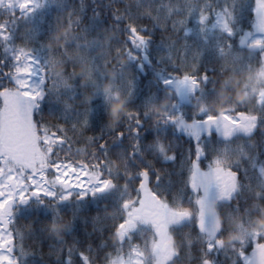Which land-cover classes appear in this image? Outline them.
Returning a JSON list of instances; mask_svg holds the SVG:
<instances>
[{"label": "trees", "instance_id": "obj_1", "mask_svg": "<svg viewBox=\"0 0 264 264\" xmlns=\"http://www.w3.org/2000/svg\"><path fill=\"white\" fill-rule=\"evenodd\" d=\"M37 3L40 6L30 12H21L13 5L8 7L7 3L0 5V24H6L10 34L7 41L0 40V89H3L0 109L7 99L15 97L17 89L10 78L16 66L15 54L23 49L34 61L31 67L36 84L42 78L41 66L48 70L46 98L38 100L42 108L34 110L39 117L37 123L41 127L47 123L49 131L57 126L66 128L70 138L57 148L53 161L94 165L97 160L108 159L113 178L134 174L138 167L149 168L153 177L160 170V183L153 180V188L161 197L182 199L187 206L186 176L196 143L191 133L196 130L190 129V134L183 132V128L177 130L171 121H166V115L181 114L191 121L227 110H235L232 115L247 111L259 117L254 132L250 137L234 135L227 153L220 148L223 140L215 132L209 137L200 130V142L206 152L201 167L206 169L213 155H223L229 162L239 159L234 170L242 184L240 199H250V194L264 191L261 173L264 103H257L264 93V46L255 44L256 40H264V33L258 31L257 17L252 12L256 0H37ZM225 7L234 15L228 21L232 36L215 25L217 13H222ZM201 11L210 17L203 26L199 23ZM181 19H186V23L181 24ZM129 22L147 37L144 47L131 42ZM127 49L135 59L129 58ZM66 60L69 62L65 63ZM179 70L197 77L205 72L209 79L207 83L199 80L195 91L187 84L167 87L162 83L170 75L178 79ZM105 90L110 96L108 100ZM114 105H120L118 111H112ZM84 107L90 109L87 127L80 123ZM202 110L203 114H197ZM134 111L141 113L146 126H152L147 131L149 139L154 140L152 152H139L132 147L135 116L129 117L127 113ZM124 126L126 135L120 140L116 131ZM144 135L142 130V141ZM101 142H106L107 157L103 155L105 149L99 147ZM157 144H162L166 152H174L175 161L164 162L157 153ZM134 151L138 153L135 158L130 155ZM100 171L105 176L109 174L108 167ZM81 177L88 182L94 180L83 173ZM48 178L50 184L54 182L51 173ZM68 189L72 192L68 201L60 199L64 190L56 183L52 189L55 198L29 193L27 203H14L8 223L14 241L10 253L13 259L18 264H85L80 255L84 253L91 264H110L118 253L127 258L129 244L126 242L121 249L112 229L123 215L121 201L134 195L131 190L117 182L110 194L93 197L88 193L84 199H78L81 189L73 184ZM219 203L211 201L207 210H217ZM251 207L254 210L250 213L223 209L224 248L215 256L217 264H242L231 251L230 243L243 230L264 229V203L252 201ZM187 223L169 226L181 248L174 264H195V257L186 248L188 241L196 240L195 228L190 231ZM212 224V217H208L206 225ZM151 234L149 225H139L132 243L144 246ZM197 247L194 243L192 251ZM250 250L249 243L245 251Z\"/></svg>", "mask_w": 264, "mask_h": 264}, {"label": "snow or ice", "instance_id": "obj_2", "mask_svg": "<svg viewBox=\"0 0 264 264\" xmlns=\"http://www.w3.org/2000/svg\"><path fill=\"white\" fill-rule=\"evenodd\" d=\"M5 3L8 7L12 6V0H0V5ZM16 3L21 12H30L34 7L40 6L35 0H16ZM168 11L172 12V9ZM252 12L257 17L258 31L264 33V0H256ZM146 13L151 15L150 11ZM209 19L207 13L200 12L201 26ZM230 19H234V15L225 7L222 13H217L216 24L232 36L233 29L228 22ZM180 23L185 24L186 19H181ZM128 25V34L132 36L131 42L135 41L138 47H144L147 37L138 30L134 23L129 22ZM9 37L7 25L0 24V40L7 41ZM255 44L264 46V40H256ZM126 51L130 59H135L130 49ZM22 60L23 63H21ZM15 61L16 66L10 83L15 84L17 91L15 97L7 99L5 106L0 109V212L9 210L10 216V206L15 198L18 197L20 203H27L30 198L29 193L35 196L43 193L50 199L55 198L56 193L52 189L55 188L56 183H59L64 190V195L60 199L68 201L72 196V192L68 189L72 181L68 177H79L83 173L85 177L91 175L94 180L89 182L87 190L79 180L76 181V187L81 189L78 199H84L88 193H91L93 197L98 194H110L117 187V182L134 194L132 198L121 201L120 207L123 209V215L112 229L113 236L121 249L126 242L129 244L128 257L118 253L110 264H174V258L180 255L181 248L177 244L174 231H170L169 226H184L185 221L188 222L187 228L190 231L193 227L195 228V242L188 241L186 245L187 250L195 257V264H217L215 256L224 248L223 209L227 207L236 212L243 210L250 213L254 210L251 207L252 201L264 203V191L250 194V199L245 198L243 201L240 199L242 184L238 179V172L234 170V165L239 159L229 162L223 155H213L206 169L201 167V160L206 152L200 142L202 137L200 130L209 137L215 132L223 140V143L219 145L220 148L223 153H227V145L232 143L234 135L250 137L253 134L256 121L259 119L258 115L247 111L232 115L230 113L235 110H227L216 115H203L202 120L193 118L191 121H187L181 114L166 115V121H171L177 130L183 128L185 133H189L190 129L196 130L191 133L196 143L186 176L189 196L188 204L185 206L182 199L174 200L173 197L170 199L167 195L161 197L160 193L153 188V180L157 184L160 183L162 175L160 170H156L153 177L149 168L138 167L134 174L129 173L127 176L120 175L113 178L108 159L97 160L94 165L77 164L59 159L53 161L51 158L57 148L63 146L70 138L66 135V128L57 126L49 131L47 123H44L43 127L37 123L39 117L35 115L34 110L41 109V104L37 101H43L46 98L44 85L47 81L48 70L41 66L42 78L39 83L33 84L30 79L33 73L31 65L34 63L31 55L21 49L15 54ZM68 62L65 61V63ZM89 75H91V70H89ZM177 75L178 79L177 76L170 75L169 78L163 79L162 83L167 87L187 84L191 91H195L199 80L202 79L207 83L209 79L205 72L197 77L187 71L179 70ZM72 79H75V75ZM2 91L3 89H0V92ZM105 99H110L107 90H105ZM257 103H264V93L260 94ZM88 104H90V98ZM119 108L120 105H114L112 111H118ZM82 111L83 119L80 123L87 127L90 109L84 107ZM197 114H203V110ZM127 115L135 116V127L131 129V135L135 138L132 144L133 149L145 153L152 152L154 140H150L147 135L148 129H152V126L145 125V119L141 118L139 111L128 112ZM86 127L83 129L84 133H87ZM126 127L116 131L118 139L122 140L125 137ZM142 130L145 131L143 141L141 140ZM99 147L105 149L103 155L107 157L109 154L106 150V142H101ZM156 150L164 162L175 161V153L166 152L162 144H157ZM137 154L135 151L130 153L133 158ZM105 167L109 168L107 176L100 171ZM50 173L54 181L51 184L48 178ZM261 173L264 174V169H261ZM211 201L220 202L217 210H207ZM208 217L213 219L210 227L206 225ZM7 223L8 217L0 216V264H18L17 260L10 255L14 241L10 231L7 230ZM139 225L151 227V237L144 246L132 243L135 238L133 233ZM249 236L250 240L247 239ZM194 243L198 245L195 252L192 251ZM249 243L251 250L246 252L245 248ZM230 249L237 254L242 264H264V229L251 232L243 230L241 235L230 243ZM80 255L82 259H85V264H91V261L85 258L84 253Z\"/></svg>", "mask_w": 264, "mask_h": 264}, {"label": "rangeland", "instance_id": "obj_3", "mask_svg": "<svg viewBox=\"0 0 264 264\" xmlns=\"http://www.w3.org/2000/svg\"><path fill=\"white\" fill-rule=\"evenodd\" d=\"M35 2L37 3V0H35ZM12 5L15 6V7H18L17 6V3H16V0H12ZM216 25V23H215ZM218 26V25H217ZM219 27V26H218ZM221 28V27H220ZM31 81L33 84H36V80H35V71L33 70V73L30 77ZM68 179L70 181H72L71 184L73 185H76V181L79 180L81 184H83L85 186V188H87V185L89 184V182L86 180V179H83L81 177V175L79 177H75V176H69ZM213 192H214V189H213ZM17 201L19 202V198H15V200L13 201L12 205H14V203H17Z\"/></svg>", "mask_w": 264, "mask_h": 264}, {"label": "flooded vegetation", "instance_id": "obj_4", "mask_svg": "<svg viewBox=\"0 0 264 264\" xmlns=\"http://www.w3.org/2000/svg\"><path fill=\"white\" fill-rule=\"evenodd\" d=\"M12 209H13V205L11 204L10 206V216H9V211L7 212V214H4V211L3 212H0V216H7L8 217V223L12 217ZM8 223H7V230H8Z\"/></svg>", "mask_w": 264, "mask_h": 264}, {"label": "water", "instance_id": "obj_5", "mask_svg": "<svg viewBox=\"0 0 264 264\" xmlns=\"http://www.w3.org/2000/svg\"><path fill=\"white\" fill-rule=\"evenodd\" d=\"M8 211H9V210H4V214H7Z\"/></svg>", "mask_w": 264, "mask_h": 264}]
</instances>
